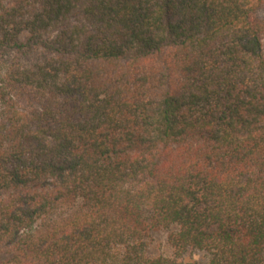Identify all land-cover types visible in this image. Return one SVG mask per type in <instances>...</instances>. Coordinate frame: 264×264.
<instances>
[{
    "label": "trees",
    "instance_id": "obj_1",
    "mask_svg": "<svg viewBox=\"0 0 264 264\" xmlns=\"http://www.w3.org/2000/svg\"><path fill=\"white\" fill-rule=\"evenodd\" d=\"M0 264H264V0H0Z\"/></svg>",
    "mask_w": 264,
    "mask_h": 264
},
{
    "label": "rangeland",
    "instance_id": "obj_2",
    "mask_svg": "<svg viewBox=\"0 0 264 264\" xmlns=\"http://www.w3.org/2000/svg\"><path fill=\"white\" fill-rule=\"evenodd\" d=\"M156 243H155V248L154 250H159L161 248V245H165V242H166V237L164 235H160V236H157L156 237ZM190 256L195 259V260H198L200 261L201 263H204L205 261H207V255L203 252H190L189 253Z\"/></svg>",
    "mask_w": 264,
    "mask_h": 264
}]
</instances>
